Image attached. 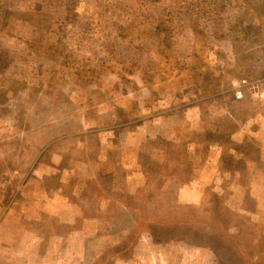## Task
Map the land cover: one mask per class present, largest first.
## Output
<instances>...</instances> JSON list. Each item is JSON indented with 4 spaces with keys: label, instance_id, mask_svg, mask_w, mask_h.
I'll use <instances>...</instances> for the list:
<instances>
[{
    "label": "rangeland",
    "instance_id": "374dc122",
    "mask_svg": "<svg viewBox=\"0 0 264 264\" xmlns=\"http://www.w3.org/2000/svg\"><path fill=\"white\" fill-rule=\"evenodd\" d=\"M233 78H264V0H0V264H35L20 257L29 249L49 251L45 264H56L55 251L79 253L84 245L85 256L64 264H216L206 238L169 242L179 231L164 225L201 208L192 213L176 202V181L192 166L187 145L174 142L185 136L186 121L163 117L172 107L210 111L213 102L235 109ZM255 101L264 107V99ZM207 110L211 124L219 116ZM117 124H124V138L139 126L143 176L135 200L123 196L137 209L96 235L80 218L65 225L38 215L37 203L54 188L47 173L69 171L67 193L80 190L87 137L90 159L100 149L87 127L110 133ZM123 145L131 159L133 145ZM192 150L203 157V149ZM206 196L204 206L227 204L224 196ZM234 215L243 259L264 264V252L253 258L264 249V236L256 238L263 227ZM83 228L92 232L88 243Z\"/></svg>",
    "mask_w": 264,
    "mask_h": 264
},
{
    "label": "crops",
    "instance_id": "0c3cea01",
    "mask_svg": "<svg viewBox=\"0 0 264 264\" xmlns=\"http://www.w3.org/2000/svg\"><path fill=\"white\" fill-rule=\"evenodd\" d=\"M262 104L261 101L245 100L234 101L235 109L229 107V110L223 107L225 105L220 106L219 102L218 104L213 102L210 111L207 108L203 110L197 104L184 106L180 111H176L175 107L166 110L163 117L165 122L169 119L171 121V117L174 116L186 121L185 136L174 141L187 145L189 154L185 155L187 157L185 160L191 161L189 165H192L189 169L185 168L188 169V174L182 175L184 179L182 180L180 176L181 180L176 181L178 184L176 202L179 205L194 210L192 213H195L206 204V195L219 199L224 196L227 203L224 204V208L235 214L238 213L240 217L244 216L245 225L258 222L259 229L263 227L264 230V107H261ZM115 109L117 112L122 111ZM139 109L136 107L135 110ZM205 110L219 117L209 124L203 118ZM227 113L229 114L224 116ZM158 115L161 117V114ZM123 126L124 124L110 126L112 129L116 127V130L110 133H102L101 128L92 130L87 127V134L96 133L100 149L95 158L90 159L88 144L90 139L87 137V174L84 185L78 191L73 188L67 193L66 184L70 178L69 171L53 169V172L47 175L51 178L55 189H49L52 190L50 194L48 191L44 192V202L37 203L40 213L38 215L55 218L65 225L73 224L80 218L84 224L87 223V226L94 228V235L99 234L104 228L121 224L119 217L129 209L135 208L128 201L125 204L123 196L135 200V195L139 193V179L141 175L143 176L140 163L139 126L135 129L136 133L132 131L131 138L123 137ZM119 127L121 129L118 130ZM166 128L168 130V125ZM125 141L131 147L133 145L131 159L125 158L124 150L128 149L123 145ZM192 147L198 150L203 149V157L195 155ZM113 157H116L115 161ZM108 161H111V164ZM179 163L182 169H184V164H187L182 165V159ZM150 175L162 178L160 174L147 176ZM76 178L80 180L81 176ZM86 196L87 200L82 201ZM70 197L76 200L73 205L69 203ZM49 205L51 208L47 209ZM85 208L87 214L80 215L79 210ZM254 231L256 233L255 229ZM73 233L78 236V232ZM79 233L85 237L87 235V243L93 238L92 232L85 228ZM260 234L264 236L263 231L262 233L258 231L256 238H259ZM55 237L58 238V236ZM75 241H78V238ZM59 250L61 253L58 250L54 252L59 260L56 264L69 263L70 260L76 262L77 258L85 256L83 255L85 245L79 249L81 251L79 253L67 247ZM48 253L49 251L29 249V252L21 251L20 257L26 259L33 257L35 264H45Z\"/></svg>",
    "mask_w": 264,
    "mask_h": 264
},
{
    "label": "trees",
    "instance_id": "16d2710c",
    "mask_svg": "<svg viewBox=\"0 0 264 264\" xmlns=\"http://www.w3.org/2000/svg\"><path fill=\"white\" fill-rule=\"evenodd\" d=\"M168 44V40L162 39V45L168 46ZM245 100L250 101L246 98L241 101ZM234 217L235 215L231 210L210 204L202 207L197 215L193 217L179 216L177 217L178 221L175 224L170 221V224L164 226H166V230L176 228L179 231L178 236H173L169 239V242H174V244L189 245L192 243L190 238H195L197 240L206 238L207 241L204 242L207 246H204V248H210L216 264H226L223 262L224 260H237L239 263L249 264L243 259L244 255L241 252V247L238 243L243 241L237 240V242L234 240L235 234L233 233L234 230L232 226ZM201 219H203V222ZM207 220L210 221L207 222ZM200 225H202V227ZM203 225L209 226L211 229L207 230V227H204ZM219 227H222L225 230L219 231ZM261 240L264 241V238H261ZM198 246H201V244L199 243ZM261 252L263 253L264 249H257L253 258L257 260L258 257L261 256Z\"/></svg>",
    "mask_w": 264,
    "mask_h": 264
},
{
    "label": "built area",
    "instance_id": "2783aa9c",
    "mask_svg": "<svg viewBox=\"0 0 264 264\" xmlns=\"http://www.w3.org/2000/svg\"><path fill=\"white\" fill-rule=\"evenodd\" d=\"M229 89L236 101L245 98L250 100L264 99V78L262 80H248L246 78H233L229 80Z\"/></svg>",
    "mask_w": 264,
    "mask_h": 264
}]
</instances>
